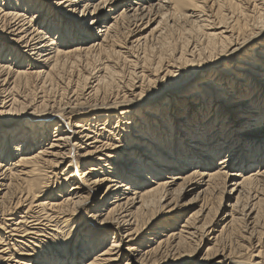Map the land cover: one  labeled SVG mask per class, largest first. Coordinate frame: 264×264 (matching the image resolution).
<instances>
[{
    "label": "bare ground",
    "instance_id": "6f19581e",
    "mask_svg": "<svg viewBox=\"0 0 264 264\" xmlns=\"http://www.w3.org/2000/svg\"><path fill=\"white\" fill-rule=\"evenodd\" d=\"M35 2L0 0V28L14 27L19 42L35 53L16 57L14 71L5 73L0 64V247L15 257L8 261L0 252V261L88 264L92 257L115 264L101 253L119 235L123 251L116 254L124 264H168L170 257L175 264L181 250L205 243L227 250L234 264H252L240 245L253 230L264 233V179L253 175L264 169V39L257 35L251 42V31L240 29L242 18L232 31L205 27L207 19L197 12L195 34L176 15L160 21L163 35L140 40L134 37L147 31L143 17L115 22L114 16L107 40L99 29L95 35L67 29L65 49L56 57L52 49L40 51L38 42L46 47L42 33L24 23ZM121 3L132 6L131 0ZM223 11L214 16L219 23L226 22ZM47 13L51 20V9ZM174 27L183 40L165 42ZM85 41L97 47L88 51ZM11 44L0 33V47L14 51ZM108 49L122 61L119 76L107 71L116 70L106 59ZM145 52L151 72H163L159 79L136 67ZM21 86L26 94L18 92ZM220 158H230V171L213 175L223 171ZM98 181L107 185L102 192ZM101 214L109 224L95 222ZM126 232L139 234L125 241Z\"/></svg>",
    "mask_w": 264,
    "mask_h": 264
},
{
    "label": "snow or ice",
    "instance_id": "6c2138e0",
    "mask_svg": "<svg viewBox=\"0 0 264 264\" xmlns=\"http://www.w3.org/2000/svg\"><path fill=\"white\" fill-rule=\"evenodd\" d=\"M131 5L132 6L130 7L129 4L121 3V0H36L34 5H32L31 11L24 23L31 29H39L42 33L43 43L46 47L41 48L38 42L37 47L40 48V51L46 53L49 49H52L54 50L56 57L61 56L65 49L63 40L67 29L71 28L77 32L90 33L93 35H95L97 29H99L104 40H107L108 36L106 33L110 30V27L115 26V22L131 17H136L137 19H141V17H143V19H141V24L144 29H147V31L134 37L135 39L140 40H147L148 36L154 32L159 35H163V32L160 31V21L164 19H172L176 15H179L185 22H190L193 34H195V32L199 31L201 27L199 16L193 18L194 13L197 12L207 19L208 24L205 25V27L214 26L220 29L231 28L232 31L236 30L234 25L237 23V19L242 18L240 22V29L244 31L245 34H248L249 30L251 31L253 37L251 42H255V37L257 35H259L261 39H264V20L256 22L257 15L264 18V0H199V2H197V0H151V2H149V0H140L139 4H137L135 0H131ZM166 6L168 10H165ZM48 9H51L52 12L51 20L47 18ZM181 9L186 11H181ZM221 9L224 10L222 15L225 18V23H219L214 18L215 15H221ZM0 11L3 10L0 9ZM3 14L6 17L13 16L12 13L8 12H4ZM229 14H231L232 19H227ZM114 16L116 17V21L110 25L109 21ZM209 16H213V18L208 19ZM104 17H108V19H104ZM244 21L248 22V29L244 28ZM49 23L51 24L50 28L47 26ZM136 28L139 30L140 25H136ZM23 30L24 29L21 28V31ZM0 33H3L7 39L12 40L10 47L15 49L14 51H7L0 47V64L4 65L5 73L8 71H14V67L19 66L13 65V60L16 57H35V53L31 52L25 43L19 42L21 38L14 27H9L7 29L0 28ZM213 34L214 33L209 32V35ZM100 38V36H96L97 40H100ZM85 43L87 44L88 51H92L97 47L90 41H85ZM56 49H60V51H55ZM68 50L74 52L82 51L81 48L71 46H69ZM233 51H237V49L233 48ZM111 52L112 49H108L109 54L106 56V59L113 62L116 70L108 68L107 71L113 73L115 76H119L121 74L119 66L122 61L120 59H115V57L111 55ZM152 52L155 54L157 49L153 48ZM121 55V52L115 53L116 57ZM7 57H11V59H6ZM44 58L49 61L53 59L52 56H45ZM172 58H175V54H173ZM77 59H79V57H77ZM159 59L163 61L164 57L160 56ZM127 60L128 57L125 56L124 61ZM153 63L155 67L162 69L161 63H156L155 60ZM52 67H56V65L53 64ZM136 67L146 70L147 76L154 75L156 79H159L163 74L162 71L155 74L151 72V69L148 67V54L146 52L143 56V61L141 63H137ZM173 74L174 73H168V75ZM87 79L88 77H85V80ZM106 82V80H100L101 84ZM149 83L151 84L152 80H149ZM144 96L145 93L143 91L137 92L138 98L143 99ZM126 102L130 103L131 101ZM49 107L54 109L55 105L50 104ZM6 112H10V110L6 109ZM47 114L51 115V113ZM57 115L60 114L57 113ZM60 139H63V137H60ZM230 162V158L227 160L220 158L218 160V167L223 169V171L214 172L213 175H226L227 171H230L228 168ZM3 168L4 165L0 164V169ZM253 175H258L259 178L264 179V169H262L258 174L254 171ZM252 178L253 176L249 175L246 179L251 181ZM97 183L104 182L98 181ZM106 186V183H104V186L100 188V191H104ZM230 190L237 191V189ZM17 207L20 206L17 205ZM90 211L96 213L100 210L90 208ZM80 215H87V213L83 211V207H81ZM95 222L103 225L110 223L106 215L103 214L96 217ZM248 223L252 225L253 229L256 227V225L252 224V220H249ZM72 224H75V221H72ZM72 224H69L68 228H71ZM4 227V224H0V229H4ZM7 230L10 232L11 228L9 227ZM120 231L125 232V229L121 228ZM243 231L247 233L249 230L244 229ZM138 234V232H126L124 240L126 241L131 239L133 235ZM243 240L245 243L241 244L240 247L242 249H246L252 254V264H264V233L257 235V233L253 230L250 234L244 235ZM4 244L5 240L0 239V246ZM9 251L11 250L0 247V252L4 253L5 259L14 262L15 257L8 255ZM117 251H123V242L119 238V235L117 241L112 243L110 247L107 248V251L101 254L110 256L115 264H124L123 259L117 256ZM0 264H3V261H0ZM88 264H97V260L90 257ZM168 264H173L171 257L169 258ZM175 264H234V261L232 259V255H230L227 250L221 252L219 247L200 244L194 245L193 249L189 252L181 250L179 254L175 256Z\"/></svg>",
    "mask_w": 264,
    "mask_h": 264
},
{
    "label": "rangeland",
    "instance_id": "374dc122",
    "mask_svg": "<svg viewBox=\"0 0 264 264\" xmlns=\"http://www.w3.org/2000/svg\"><path fill=\"white\" fill-rule=\"evenodd\" d=\"M183 36H184V34L182 33V31L180 30V29H178V28H169L167 31H166V35H165V42H171V41H176V40H183ZM156 44H158V45H156ZM156 44L154 43V44H152L151 45V47L153 46H155L154 48H158L159 47V43H157V41H156ZM153 47H152V49H153ZM152 49L150 48V49H148V50H150V53H151V51H152ZM153 54V53H152ZM21 87H22V89H21ZM20 87V89H19V93L21 94V95H23V94H26L25 92L27 91V88H24L23 86H21ZM26 89V90H25ZM23 93V94H22ZM162 102V101H161ZM191 196H186L185 197V199H183L184 201H187V200H189V198H190ZM196 207V208H195ZM198 208V206H193V208L192 209H197ZM0 235H1V232H0ZM206 244V243H205ZM208 245V244H207Z\"/></svg>",
    "mask_w": 264,
    "mask_h": 264
}]
</instances>
